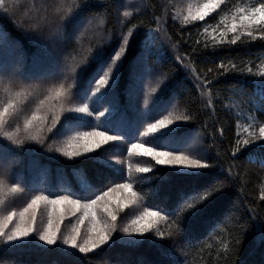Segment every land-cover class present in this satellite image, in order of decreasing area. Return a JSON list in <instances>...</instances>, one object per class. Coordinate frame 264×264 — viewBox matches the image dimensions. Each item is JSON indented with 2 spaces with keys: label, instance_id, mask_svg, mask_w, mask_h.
<instances>
[{
  "label": "trees",
  "instance_id": "1",
  "mask_svg": "<svg viewBox=\"0 0 264 264\" xmlns=\"http://www.w3.org/2000/svg\"><path fill=\"white\" fill-rule=\"evenodd\" d=\"M201 1L96 0L98 6L84 13V23L80 28L63 40L51 36L47 30L38 36L25 34L14 23L19 13L15 17H0V30L5 35V39L0 42V59L15 62L23 77L33 78L26 80V83H39L44 86L63 79L57 74L63 71L67 52L76 49L82 55L87 47L97 46V41L84 31L88 19H104L105 24L100 26L103 35L112 36L111 45L104 49L106 61L110 60L109 53L114 54L113 48L118 49L121 39L118 34L127 31L132 24H142L135 35L130 37L127 55L123 59L122 67L115 74L111 90L94 105L96 111H104L109 106L113 111L99 120H94L89 127L77 129L90 131L91 127L99 125L101 131L112 129L110 135H125L128 137L127 141L106 150L102 159L70 160L58 153L46 151L47 145L41 147L35 143L0 157V169L10 168L12 171L9 182H20L24 188L23 194L6 202L7 210H18L32 195L41 190L57 195L75 193L74 199H93L99 192L115 183H123L128 177L127 164L118 165L110 161L105 163L111 156L127 160L133 165L147 166L151 163L156 169L144 174L133 171L129 182L136 181L134 189L148 203L128 205L118 214L116 239L111 246L93 253L80 254L58 244L50 246L37 240L9 245L0 243V264H233V260L235 264H264V199H261V193H264V164L260 158L262 150L251 149L256 153L252 158L247 151H241L235 156L232 152L238 138V125L242 130L245 125L253 123L250 117L264 122V111L258 110L264 107V89L261 88L260 80L251 73L240 74L239 71L251 68L252 73H256L264 65V40L257 38L255 42L245 46L238 42L236 46H224L215 50L204 48L205 43H213L214 30L218 33L219 27H223L220 24L221 16L227 14L230 19L235 7L255 6L264 0H222L219 11L203 22L190 21L183 25L179 17L173 21L174 11L186 14L188 6H196ZM21 2L31 5L33 0ZM145 5L148 11L140 15L134 14L130 18L121 15L126 8L135 13ZM165 9L167 24L162 25V30L155 37L152 55L140 58L142 42L148 35V28L157 27L155 17L164 21ZM121 20H126V23L122 25ZM205 27H208V32H204ZM228 39H231L230 34ZM248 39L242 37V41ZM178 56L184 59L178 61ZM79 58L77 56V60ZM221 63L229 68V74L217 75L218 72L223 73V69L218 68ZM183 64L189 65V68L185 69ZM233 64L236 65V70H232ZM103 67H107V62ZM193 68L195 73L191 71ZM208 69L212 71L208 72ZM97 72L103 74V69L100 68L99 61H93L82 72L79 78L80 87H88L90 78ZM197 77L200 79L197 80ZM95 78L98 79V75ZM20 79H17V84ZM203 79L212 81L211 86H203ZM162 81L166 83V87L157 94H151L150 88ZM7 83V80L0 83V89ZM94 83L95 80L91 79V84ZM88 91L90 92V87ZM75 102L83 103L78 99ZM34 104L35 98H30L23 105L21 117L29 113ZM180 111L193 115L195 120L187 127L178 128L176 136L180 138L187 135L189 143L193 137L198 138L202 149L207 152L209 162L215 165L211 170L198 176L172 171L162 173L160 170L167 166L156 165L151 157L143 155V149L139 156H128L127 145L139 140V133L144 131V125L152 122L145 119V116L155 112L153 119H159L168 112ZM69 134L66 133L65 136ZM244 137L246 134L239 138ZM62 139L64 137H52L49 143ZM145 147L154 145L145 144ZM165 150L188 151V148L172 147ZM115 169L120 172H115ZM83 176L95 186L93 191L83 192L80 184ZM216 188L221 190L217 193L213 191ZM205 191H213L212 197L194 214L185 217L179 230L173 229L172 238L160 240L152 234L148 239L140 241L119 231L143 207L159 205L154 210H170L175 207L180 197L203 194ZM164 214L169 213L165 211ZM45 223L46 212L40 209L36 226L42 229ZM74 223L73 217L65 216L61 221L60 234L69 233ZM159 227L166 230L168 223L161 222ZM86 229L87 224L81 225L82 232H86ZM235 239H241L242 244L235 245ZM225 241L228 242V251L223 247Z\"/></svg>",
  "mask_w": 264,
  "mask_h": 264
},
{
  "label": "snow or ice",
  "instance_id": "2",
  "mask_svg": "<svg viewBox=\"0 0 264 264\" xmlns=\"http://www.w3.org/2000/svg\"><path fill=\"white\" fill-rule=\"evenodd\" d=\"M221 5L222 0H202L194 9L189 7L186 14L174 11L172 19L175 21L179 17L183 25H187L190 21L203 22L214 12L219 11ZM96 6H98L96 0H39L38 3L33 0L31 5L22 4L21 0H0V17H15L19 13L14 23L25 34L38 36L47 30L51 36L63 40L80 28V25L84 23V13ZM145 11H148L146 5L138 8L135 13L126 8L121 15L124 18H130L134 14L140 15ZM164 16V21L155 17L156 28H148V35L142 42L140 58L152 55L155 37L162 30V25L167 24V9H165ZM120 23L124 25L126 20H121ZM104 24V19L99 21H95L94 18L88 19L84 31L91 39L97 41V46L87 47L82 55L76 49L67 52L63 71L57 74L63 79H60L58 83L47 86L39 83H26V80L33 78L23 77L15 62L0 59V83L8 81L0 89V157L23 150L35 143L41 147L47 145L46 151L58 153L70 160L76 158L102 159V154L106 150L127 141L128 137L125 135H110L109 132L112 129L101 131L99 125L91 127L90 131L77 130L89 127L94 120H99L113 111L111 106L106 107L104 111H96L94 105L111 90L115 74L122 67L123 59L127 55L130 37L142 27L140 23L132 24L127 31L118 34L121 36L118 49L113 48L114 54L109 53L110 60L106 61L104 49L111 45L112 36L104 37L100 27ZM220 24L223 27H219L218 33L214 30L213 43L210 45L205 43V49L215 50L224 46H236L238 42L245 46L247 43L255 42L257 38L264 40V2L256 3L255 6L235 7L230 19L227 14L220 17ZM208 30V27L204 28V32ZM229 34L231 39H228ZM113 35L117 34L113 33ZM242 37L249 39L242 41ZM4 39L5 35L0 30V42ZM77 56L80 57L78 60ZM183 59L184 57H177L178 61ZM93 61L100 62L103 74L97 72L90 78L89 92L88 87H80L79 78ZM105 62H107L106 68L103 67ZM182 66L185 69L189 68L187 64ZM218 68L223 69V73H217L218 76L229 74V68L223 63L218 65ZM232 70H236L235 64L232 65ZM191 71L195 73L194 68ZM211 71L212 69H208V72ZM239 71L240 74L246 72L258 77L261 88L264 89V65H261L256 73H252L251 68ZM95 75L99 78H95ZM18 78L21 79L17 84ZM91 79L95 80L94 85L91 84ZM199 79L197 77V80ZM66 81L70 82L66 83ZM211 83L212 81L203 79V86L210 87ZM164 87L166 83L162 81L151 87L149 91L151 94H157ZM30 98H35V104L29 113L21 117L23 105ZM77 99L82 100L83 103H76ZM145 103L147 104L148 101L146 100ZM258 110L264 111V107ZM155 114L153 112L145 116V119L152 120V122L144 125V131L139 133V140L127 145L129 157L139 156L140 150L143 149V155L151 157L156 165L167 166L160 170L162 173L172 171L183 175L198 176L215 166L209 162L207 152L202 149L198 138L193 137L189 143L187 135L180 138L176 136L178 128L187 127L195 120L193 115L185 114V111L168 112L159 119H153ZM250 119H253V123L245 125L242 130L239 125L237 126L238 138L232 152L235 156L241 151H247L249 157L252 158L256 156V153L251 149H261L260 158L261 163L264 164V122L256 121L254 117ZM66 133L70 134L65 136ZM243 134H246V137L239 138ZM52 137H64V139L49 143ZM145 144L154 145V147H145ZM184 146H187L188 151L165 150ZM109 161L118 165L127 164L128 177L123 183L113 184L99 192L93 199H74L75 193L57 195L48 190L37 191L18 210L16 208L7 210L3 206L10 199L23 194L24 188L21 187L20 182H9L12 179L10 168L0 169V243L9 245L26 240H37L50 246L64 245L73 250V253L78 251L80 254L93 253L111 246L116 239L118 214L128 205L138 206L141 202L148 203L141 193L134 189L136 181L129 182L133 171L144 174L156 169L151 163L147 166L133 165L117 156H111L105 163ZM114 171L120 172L119 169ZM80 184L84 193L93 191L95 188L86 176L81 177ZM220 190L221 188H216L213 191L218 193ZM213 191L197 193L194 196L184 195L170 210H154L159 205L143 207V210L119 228V231L127 237L140 241L148 239L152 234L160 240L172 238L173 229L179 230L185 217L194 214L199 207L203 206L212 197ZM261 199H264V193H261ZM189 200L191 202H188ZM40 209H43L47 215V223L43 224L42 229L36 226ZM165 211L169 214L165 215ZM65 216L73 217L75 223L69 233L60 235L61 221ZM161 222L168 223L166 230H161L159 227ZM84 224H87L86 232L81 230V225ZM233 243L239 246L242 240L235 239ZM223 247L228 251L227 241ZM233 264H235L234 260Z\"/></svg>",
  "mask_w": 264,
  "mask_h": 264
},
{
  "label": "rangeland",
  "instance_id": "3",
  "mask_svg": "<svg viewBox=\"0 0 264 264\" xmlns=\"http://www.w3.org/2000/svg\"><path fill=\"white\" fill-rule=\"evenodd\" d=\"M202 2V1H201ZM197 6V5H196ZM195 5L191 6V8H195L196 7ZM190 6L187 7V9L185 10V13H187L188 9H189ZM2 160V158H1ZM5 209H7L6 205L3 206ZM60 235H63V234H60ZM60 247H63V248H67V246H64V245H60L58 244ZM68 249V248H67Z\"/></svg>",
  "mask_w": 264,
  "mask_h": 264
}]
</instances>
